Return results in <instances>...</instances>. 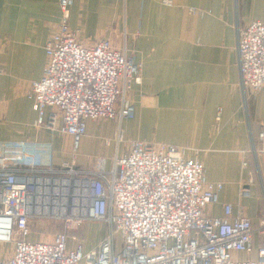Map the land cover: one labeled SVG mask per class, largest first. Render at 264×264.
Masks as SVG:
<instances>
[{
	"label": "built area",
	"instance_id": "2783aa9c",
	"mask_svg": "<svg viewBox=\"0 0 264 264\" xmlns=\"http://www.w3.org/2000/svg\"><path fill=\"white\" fill-rule=\"evenodd\" d=\"M57 3L42 74L29 83L26 97L36 113L33 125L71 136L75 147L85 119L132 118L127 93L140 82L141 67L107 39L78 41L79 30L67 25L72 0ZM235 53L240 87L254 99L264 89V19L236 30ZM256 144L253 153H264V118L257 122ZM184 150L131 141L103 172L77 170L73 162L52 167L50 141H0V231H6L0 244H11L0 249V264H264V223L252 227L230 203H221L220 216L205 214L218 202L221 183L207 181L200 161ZM245 193L240 185L238 194ZM47 207L63 218V230L48 240H26L31 220L48 216ZM86 220L103 222L107 232L85 253L80 242L68 248L65 230ZM253 248V259L234 256Z\"/></svg>",
	"mask_w": 264,
	"mask_h": 264
},
{
	"label": "crops",
	"instance_id": "0c3cea01",
	"mask_svg": "<svg viewBox=\"0 0 264 264\" xmlns=\"http://www.w3.org/2000/svg\"><path fill=\"white\" fill-rule=\"evenodd\" d=\"M169 1L72 0L67 25L79 30L78 41L107 39L141 67L140 82L127 93L132 118L85 119L73 147L71 136L33 125L36 113L26 97L42 74L57 0H0V141H50L52 167L73 162L77 170L103 172L131 141L183 147L186 157L200 161L207 181L221 183L218 202L205 214L220 216L221 203H230L257 227L264 223V153L251 146L264 118V89L251 99L240 87L235 43L237 29L264 19V0ZM240 185L245 195L238 194ZM86 221L87 232H107L103 222ZM31 227L27 236L50 238ZM75 230L81 233L84 222ZM234 256L253 259L255 251Z\"/></svg>",
	"mask_w": 264,
	"mask_h": 264
},
{
	"label": "rangeland",
	"instance_id": "374dc122",
	"mask_svg": "<svg viewBox=\"0 0 264 264\" xmlns=\"http://www.w3.org/2000/svg\"><path fill=\"white\" fill-rule=\"evenodd\" d=\"M69 186L71 187L72 185L69 184ZM69 187V192L68 194H70V188ZM64 192V190H63ZM70 202V199H67ZM68 204V202H67ZM52 207H54L52 205ZM54 209H52L51 207H47L46 209L43 210L44 213H47L48 216L46 215V217H42L41 219H36V220H31L32 222V230L33 232L40 233L42 236V239H47L49 238V236L54 232V231H61L63 230V222L62 219L60 217H54L52 215H49L52 213ZM91 223L89 221H84V230H82V232L80 233L79 230H75V229H66V235H67V247L69 248H73L76 246L77 242L81 243L82 246V252L85 253L90 249H94L98 242L101 240L102 235L100 236L99 231L94 232H87L86 231V226ZM74 235L76 240H72L70 238V236ZM114 238V242L115 244H118V239L117 237H113ZM26 239L28 241L34 242L36 241V237L30 235L27 236ZM11 245V244H10ZM9 244H5L4 246L7 248V250L10 247ZM82 264V263H79Z\"/></svg>",
	"mask_w": 264,
	"mask_h": 264
},
{
	"label": "bare ground",
	"instance_id": "6f19581e",
	"mask_svg": "<svg viewBox=\"0 0 264 264\" xmlns=\"http://www.w3.org/2000/svg\"><path fill=\"white\" fill-rule=\"evenodd\" d=\"M6 232V231H5ZM5 232H1L0 231V237L4 236L5 235Z\"/></svg>",
	"mask_w": 264,
	"mask_h": 264
}]
</instances>
